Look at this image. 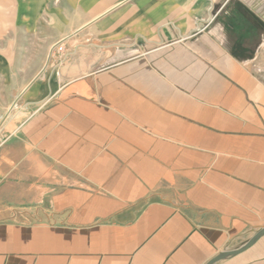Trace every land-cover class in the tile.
<instances>
[{
    "label": "crops",
    "instance_id": "1",
    "mask_svg": "<svg viewBox=\"0 0 264 264\" xmlns=\"http://www.w3.org/2000/svg\"><path fill=\"white\" fill-rule=\"evenodd\" d=\"M125 1L0 0V264H206L264 225V0Z\"/></svg>",
    "mask_w": 264,
    "mask_h": 264
},
{
    "label": "water",
    "instance_id": "2",
    "mask_svg": "<svg viewBox=\"0 0 264 264\" xmlns=\"http://www.w3.org/2000/svg\"><path fill=\"white\" fill-rule=\"evenodd\" d=\"M129 2V0H126L125 2H122L121 4L127 3ZM56 46H54L52 48V50L55 48ZM51 50V52H52ZM51 52L48 56L46 65L44 66V68L41 70L40 74H42L49 62L50 56H51ZM37 79V78H36ZM15 103L13 104L12 107H14ZM264 235V225H262L257 231L256 233L242 246H240L239 248L236 249H229V250H224L221 253H219L218 255H216L215 257H213L212 259H210L206 264H217L218 262H221L225 259H228L230 257L236 256L246 250H248L250 247H252L262 236Z\"/></svg>",
    "mask_w": 264,
    "mask_h": 264
},
{
    "label": "rangeland",
    "instance_id": "3",
    "mask_svg": "<svg viewBox=\"0 0 264 264\" xmlns=\"http://www.w3.org/2000/svg\"><path fill=\"white\" fill-rule=\"evenodd\" d=\"M163 1L166 2V0H163ZM27 3H28V1H27ZM135 4H136L135 2H131L130 4H127L123 8V11L127 10L129 8H133V6H135ZM28 76H30V74H28V73H15L11 78L9 76L8 80H12V82L14 84V88H11V87L10 88L9 87L8 88H5V87L1 88L0 87V102H5V103L10 102L12 100V98H13V94H12L13 91H15V93H16V91H18V86H20L22 83H24V81L28 78ZM1 79L3 80L2 74H0V80ZM21 103H22V101L19 100L17 105H20ZM247 241L248 240H246L243 244H245ZM226 250H228V249H226Z\"/></svg>",
    "mask_w": 264,
    "mask_h": 264
}]
</instances>
